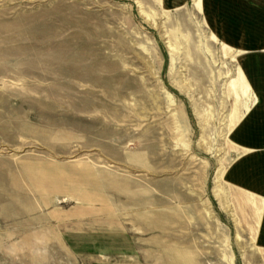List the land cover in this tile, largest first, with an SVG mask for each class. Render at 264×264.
<instances>
[{
  "label": "rangeland",
  "instance_id": "374dc122",
  "mask_svg": "<svg viewBox=\"0 0 264 264\" xmlns=\"http://www.w3.org/2000/svg\"><path fill=\"white\" fill-rule=\"evenodd\" d=\"M260 48L264 0H0V264H264Z\"/></svg>",
  "mask_w": 264,
  "mask_h": 264
},
{
  "label": "crops",
  "instance_id": "0c3cea01",
  "mask_svg": "<svg viewBox=\"0 0 264 264\" xmlns=\"http://www.w3.org/2000/svg\"><path fill=\"white\" fill-rule=\"evenodd\" d=\"M249 84L254 102L233 132L240 156L228 168V183L250 195L260 248L264 249V49L249 50Z\"/></svg>",
  "mask_w": 264,
  "mask_h": 264
},
{
  "label": "bare ground",
  "instance_id": "6f19581e",
  "mask_svg": "<svg viewBox=\"0 0 264 264\" xmlns=\"http://www.w3.org/2000/svg\"><path fill=\"white\" fill-rule=\"evenodd\" d=\"M225 45V44H224ZM243 78L245 79L244 75L242 74ZM243 80V79H242ZM244 81V80H243ZM246 81V80H245ZM247 84V83H246ZM246 88L248 89V92L251 91L250 85L247 84ZM249 105V104H248ZM247 107V106H246ZM249 108V107H248ZM250 109V108H249ZM246 112V111H245Z\"/></svg>",
  "mask_w": 264,
  "mask_h": 264
}]
</instances>
